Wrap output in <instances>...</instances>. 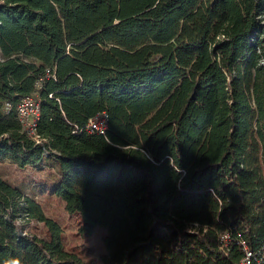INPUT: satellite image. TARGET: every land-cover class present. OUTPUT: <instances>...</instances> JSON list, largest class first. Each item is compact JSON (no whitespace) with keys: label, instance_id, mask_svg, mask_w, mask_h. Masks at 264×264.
Instances as JSON below:
<instances>
[{"label":"trees","instance_id":"trees-1","mask_svg":"<svg viewBox=\"0 0 264 264\" xmlns=\"http://www.w3.org/2000/svg\"><path fill=\"white\" fill-rule=\"evenodd\" d=\"M0 159L53 171L104 264H264V0H0ZM0 264H89L1 174Z\"/></svg>","mask_w":264,"mask_h":264},{"label":"rangeland","instance_id":"rangeland-1","mask_svg":"<svg viewBox=\"0 0 264 264\" xmlns=\"http://www.w3.org/2000/svg\"><path fill=\"white\" fill-rule=\"evenodd\" d=\"M53 171L44 169L36 171L21 168L8 160L0 159V174L13 184L19 186L24 193L34 196L43 206L47 216L55 219L64 230V243L68 250L79 252L89 264H104L105 248L103 237L106 230L97 227L92 234H84L80 230L81 220L77 215L67 212L64 202L51 190ZM25 232L41 234L43 226L31 222L23 229Z\"/></svg>","mask_w":264,"mask_h":264},{"label":"built area","instance_id":"built-area-1","mask_svg":"<svg viewBox=\"0 0 264 264\" xmlns=\"http://www.w3.org/2000/svg\"><path fill=\"white\" fill-rule=\"evenodd\" d=\"M41 99L38 95L32 94L23 97L16 106L17 117L21 124L22 130L36 143L45 141L43 136L38 132V120L41 112ZM109 115L106 112L97 114L89 119L86 129L105 135L108 129ZM228 233L224 234V239H228ZM246 248V244L243 243ZM252 252L247 251L246 257L240 264H252Z\"/></svg>","mask_w":264,"mask_h":264}]
</instances>
